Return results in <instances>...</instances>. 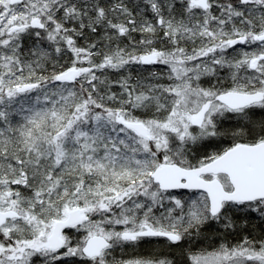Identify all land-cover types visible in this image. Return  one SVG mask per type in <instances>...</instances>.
<instances>
[{"label":"snow or ice","instance_id":"1","mask_svg":"<svg viewBox=\"0 0 264 264\" xmlns=\"http://www.w3.org/2000/svg\"><path fill=\"white\" fill-rule=\"evenodd\" d=\"M0 264H264V0H0Z\"/></svg>","mask_w":264,"mask_h":264}]
</instances>
